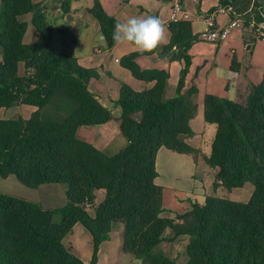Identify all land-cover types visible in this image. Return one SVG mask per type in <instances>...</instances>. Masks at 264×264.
<instances>
[{"label":"trees","instance_id":"16d2710c","mask_svg":"<svg viewBox=\"0 0 264 264\" xmlns=\"http://www.w3.org/2000/svg\"><path fill=\"white\" fill-rule=\"evenodd\" d=\"M69 1L62 6L65 14ZM220 2L244 15L247 27L251 20L262 21L257 0ZM90 13L99 22L108 48L115 46L116 20L98 0ZM28 14H33L32 23L40 34L39 42L31 46L23 43L27 24L20 21ZM170 32L171 42L164 51L175 50L176 61L190 60L188 52L197 42L191 24H171ZM52 37L45 7L33 0H1L0 110L24 105L35 111L28 120L0 119V178L14 176L31 189L62 185L66 204L46 209L0 192V264H83L64 244L76 224L92 237L90 264H98L101 244L119 223L124 227L123 252L141 264H179L160 246L183 236L189 239L186 264H264V74L241 102L214 96L204 102L206 122L217 126L206 160L218 169L215 187L219 183L231 191L252 185L250 201L208 197L204 204L191 203L183 214L169 219L162 216L168 211L155 184L157 154L165 147L198 155L186 143L193 135L190 121L197 112L193 102L197 91L182 94L186 70L175 96L167 99V72L142 71L135 63L137 55L125 59L136 79L156 85L142 93L121 86L120 130L129 144L110 157L77 136L82 127L113 119L89 91L96 73L80 67L71 56L53 52ZM136 113H142L141 122L133 119ZM97 192H103L104 199L91 216L85 204H92Z\"/></svg>","mask_w":264,"mask_h":264},{"label":"crops","instance_id":"0c3cea01","mask_svg":"<svg viewBox=\"0 0 264 264\" xmlns=\"http://www.w3.org/2000/svg\"><path fill=\"white\" fill-rule=\"evenodd\" d=\"M260 1L262 2L257 0L258 3ZM64 2L65 0H33L35 5L45 7L47 23L53 29L51 50L75 58L80 67L96 73L89 83V91L113 114V119L107 124L80 128L78 138L110 157L127 148L129 143L120 130L122 112L118 101L121 86L127 85L133 91L142 93L156 85L155 81L138 80L132 75L125 63L128 56L137 55L135 63L142 71L156 70L169 74L167 99L175 96L181 73L186 70L182 94L187 96L191 90L197 91L196 95H193L197 112L190 121L193 135L186 139V143L197 151L198 155L179 154L165 147L159 150L155 184L162 190V204L168 211L162 216L175 219L176 214H183L190 208L191 203L202 205L208 197L248 203L252 195L246 186L231 191L219 183L215 187L218 169L209 166L206 160L211 155L217 126L206 122L204 102L207 96L241 102L248 95L252 85L261 83L264 74V41L256 31L248 26L245 29H235L226 41L218 45L201 42L200 35L206 28L203 17L222 6L221 2L182 0L183 8L190 17L187 23L191 24L192 35L197 42L188 52L190 60L184 58L176 61L175 50L164 51L171 42L170 25L175 23L171 20V0H98L103 11L116 21L123 22L131 16H157L161 19L166 27L168 43L144 54L138 53L131 45L116 44L108 48L99 22L90 13L94 0H70L66 14L62 8ZM230 20L228 15L218 14L217 28L227 26ZM20 21L27 24L23 43L28 46L37 44L40 34L32 23L33 14L21 17ZM218 68L235 75L231 79L222 78L217 74ZM24 70L25 65L19 64L20 74ZM34 111L35 108L22 105L20 117L28 120ZM133 119L141 122L142 113H136ZM63 193L66 199L65 191ZM96 195L95 206H98L104 199V193L97 192ZM31 198L34 197L26 200L39 202ZM65 204L66 200L63 206ZM88 213L94 216L93 209ZM115 225L109 240L99 248L98 264H141L134 256L123 252L124 227L121 223ZM167 237L172 238L173 234L168 231ZM188 242V237L183 236L173 242L162 243L160 249L177 263L186 264ZM64 244L83 264H90L93 240L82 225L76 224L73 227Z\"/></svg>","mask_w":264,"mask_h":264},{"label":"clouds","instance_id":"9594fccd","mask_svg":"<svg viewBox=\"0 0 264 264\" xmlns=\"http://www.w3.org/2000/svg\"><path fill=\"white\" fill-rule=\"evenodd\" d=\"M112 40L118 45H131L140 53H151L168 43L164 23L157 16H131L123 22L117 20L113 27ZM218 76L231 79L235 73L217 69Z\"/></svg>","mask_w":264,"mask_h":264},{"label":"built area","instance_id":"2783aa9c","mask_svg":"<svg viewBox=\"0 0 264 264\" xmlns=\"http://www.w3.org/2000/svg\"><path fill=\"white\" fill-rule=\"evenodd\" d=\"M171 2L173 4L171 20L175 23L190 21L188 12L183 8L182 0H171ZM258 11L260 12L262 21L257 23L251 20L250 27H252L259 38L264 41V0H262L261 5L258 7ZM218 14H226L231 18L227 26L217 28L216 16ZM203 21L206 28L200 35V41L210 45H218L226 41L235 29H245L247 27L244 15L239 14L231 6H219L215 11L206 13L203 17ZM92 209L94 210V206L87 202L85 204V210L89 212Z\"/></svg>","mask_w":264,"mask_h":264},{"label":"rangeland","instance_id":"374dc122","mask_svg":"<svg viewBox=\"0 0 264 264\" xmlns=\"http://www.w3.org/2000/svg\"><path fill=\"white\" fill-rule=\"evenodd\" d=\"M261 1L259 6L261 5ZM1 15V9H0ZM2 58V53L0 51V61ZM22 115L21 106L12 108V109H3L0 110V119L2 120H13L17 119ZM26 115V113H24ZM246 188L251 192L253 191L252 185H246ZM63 191H65V187L62 185H45L44 187H40L39 189H31L24 185H22L14 176H9L7 178H0V192L6 193L11 196L21 197L24 199H30V197H34L31 199L39 200L38 203H42L43 207H47L49 209L59 208L65 203V196ZM35 195V196H33ZM97 198V195H96ZM97 201L95 200L92 203V206H95ZM44 207V208H45ZM46 208V209H47ZM59 220L56 219V222ZM116 226V225H115Z\"/></svg>","mask_w":264,"mask_h":264}]
</instances>
